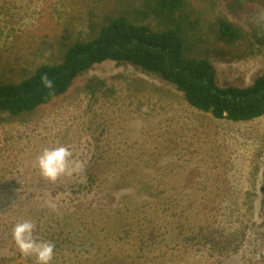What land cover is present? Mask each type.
I'll use <instances>...</instances> for the list:
<instances>
[{
    "label": "rangeland",
    "instance_id": "374dc122",
    "mask_svg": "<svg viewBox=\"0 0 264 264\" xmlns=\"http://www.w3.org/2000/svg\"><path fill=\"white\" fill-rule=\"evenodd\" d=\"M147 0H0V83L61 60L113 14L164 28ZM188 54L219 83L264 71V0H187ZM219 17L247 39L217 37ZM101 79L96 93L85 86ZM66 147L81 167L52 181L42 150ZM54 245L49 264H264V114L218 119L155 74L107 60L35 112L0 111V264H38L13 228Z\"/></svg>",
    "mask_w": 264,
    "mask_h": 264
},
{
    "label": "trees",
    "instance_id": "16d2710c",
    "mask_svg": "<svg viewBox=\"0 0 264 264\" xmlns=\"http://www.w3.org/2000/svg\"><path fill=\"white\" fill-rule=\"evenodd\" d=\"M145 5L168 24L155 29L128 14L109 15L95 36L68 44L60 61L41 64L19 82L0 83V111L16 118L31 114L66 94L96 64L113 60L175 85L191 106L215 118L250 121L264 114V71L247 85H223L208 58L188 54L185 32L196 21L187 0H147ZM214 26L224 42L247 39L245 28L228 19L219 17ZM99 83L104 82L92 79L85 89L94 94Z\"/></svg>",
    "mask_w": 264,
    "mask_h": 264
},
{
    "label": "clouds",
    "instance_id": "9594fccd",
    "mask_svg": "<svg viewBox=\"0 0 264 264\" xmlns=\"http://www.w3.org/2000/svg\"><path fill=\"white\" fill-rule=\"evenodd\" d=\"M71 153L64 146L43 149L37 159L41 174L49 180H56L60 175H71L81 167L79 161H70ZM33 224L25 221L13 228V239L19 251L24 255L34 254L38 264H49L54 245L51 242L38 243L33 239Z\"/></svg>",
    "mask_w": 264,
    "mask_h": 264
}]
</instances>
